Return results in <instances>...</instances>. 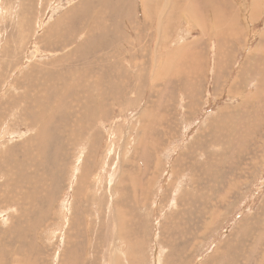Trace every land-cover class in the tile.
<instances>
[{
	"label": "rangeland",
	"instance_id": "374dc122",
	"mask_svg": "<svg viewBox=\"0 0 264 264\" xmlns=\"http://www.w3.org/2000/svg\"><path fill=\"white\" fill-rule=\"evenodd\" d=\"M244 261L264 0H0V264Z\"/></svg>",
	"mask_w": 264,
	"mask_h": 264
},
{
	"label": "bare ground",
	"instance_id": "6f19581e",
	"mask_svg": "<svg viewBox=\"0 0 264 264\" xmlns=\"http://www.w3.org/2000/svg\"><path fill=\"white\" fill-rule=\"evenodd\" d=\"M117 8H118V7H117ZM118 12H119V11H118ZM147 16H148V15H147ZM105 54H106V53H105ZM168 59H169V58H168ZM165 60H166V59H165ZM167 61H168V60H167ZM168 62H169V61H168ZM163 63H164V62H163ZM167 64H169V63H167ZM167 64H166V65H167ZM161 66H162V67H159L160 69L158 68V71H157V72L160 73L161 76H164V75H165V74H164V73H165V70H164V68H163L164 65L162 64ZM158 73H157V74H158ZM232 90H233V89H232ZM221 166H222V165H221ZM240 227H241V226H240ZM249 232H250V231H249ZM243 235H244V234H243ZM234 237H235V236H234ZM172 238H173V237H172ZM231 242H232V241H231ZM228 247H229V246H228ZM228 247H226V251H228L229 249L231 250V247H230V248H228ZM242 249H243V248H242ZM217 251H218V250H217ZM226 251H225V253H226ZM219 252H220V251H219ZM219 252H218V253H219ZM216 254H217V253H216ZM216 254H215V255H216ZM129 258H130V257H129ZM212 258H214V257H212ZM245 259H246V258H245ZM247 259H248V258H247ZM247 261H248V260H247ZM244 262H245V261H244ZM242 263H243V261H242ZM244 264H248V263L245 262Z\"/></svg>",
	"mask_w": 264,
	"mask_h": 264
}]
</instances>
